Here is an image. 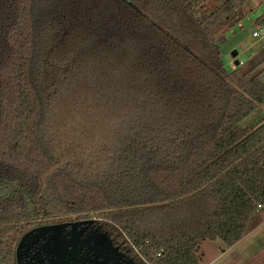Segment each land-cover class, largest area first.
<instances>
[{"label": "trees", "instance_id": "16d2710c", "mask_svg": "<svg viewBox=\"0 0 264 264\" xmlns=\"http://www.w3.org/2000/svg\"><path fill=\"white\" fill-rule=\"evenodd\" d=\"M0 0V264L53 217H96L140 264H204L264 206V46L248 0ZM264 25V14L257 19ZM179 41L184 42V47Z\"/></svg>", "mask_w": 264, "mask_h": 264}, {"label": "water", "instance_id": "95a60500", "mask_svg": "<svg viewBox=\"0 0 264 264\" xmlns=\"http://www.w3.org/2000/svg\"><path fill=\"white\" fill-rule=\"evenodd\" d=\"M233 57L236 66L242 62L238 51ZM95 222L93 216L29 230L17 246V264H140L116 243L107 228L101 224L93 227Z\"/></svg>", "mask_w": 264, "mask_h": 264}, {"label": "rangeland", "instance_id": "374dc122", "mask_svg": "<svg viewBox=\"0 0 264 264\" xmlns=\"http://www.w3.org/2000/svg\"><path fill=\"white\" fill-rule=\"evenodd\" d=\"M221 0H207L205 11L211 12ZM264 14V0H248L238 10V20L218 37V43L225 51V60L234 67L233 52L238 51L242 61L250 58L259 48L264 46L263 37H254L253 32L259 30L261 24L257 19ZM264 121V104L241 122V126L255 128ZM227 245L221 241L206 240L202 244L204 264H239L233 252H226Z\"/></svg>", "mask_w": 264, "mask_h": 264}, {"label": "crops", "instance_id": "0c3cea01", "mask_svg": "<svg viewBox=\"0 0 264 264\" xmlns=\"http://www.w3.org/2000/svg\"><path fill=\"white\" fill-rule=\"evenodd\" d=\"M262 79L264 80V74ZM233 251L239 264H264V206L252 216L245 236L222 253L224 255L226 252Z\"/></svg>", "mask_w": 264, "mask_h": 264}, {"label": "flooded vegetation", "instance_id": "af4514ba", "mask_svg": "<svg viewBox=\"0 0 264 264\" xmlns=\"http://www.w3.org/2000/svg\"><path fill=\"white\" fill-rule=\"evenodd\" d=\"M72 216H73V215H72ZM91 218H93V217H91V216H90V217H81V216H79V215H78L77 218H74V217H67V216L53 217V218H50L49 221L46 220L45 222L40 223V224L36 225L35 227H38V226H40V225H49V224H56V223L70 222V221H75V220L91 219ZM98 224H101L103 229L106 228V227L101 223V221H100L98 218H96V222H95L94 225H92V226H93V227H96V226H98ZM35 227H33V228H35ZM33 228H31V229H33ZM31 229H30V230H31ZM27 232H28V231H27ZM111 236H112V233H111ZM112 237H113V236H112Z\"/></svg>", "mask_w": 264, "mask_h": 264}, {"label": "built area", "instance_id": "2783aa9c", "mask_svg": "<svg viewBox=\"0 0 264 264\" xmlns=\"http://www.w3.org/2000/svg\"><path fill=\"white\" fill-rule=\"evenodd\" d=\"M253 36L254 37H263L264 38V25H262L259 30H255L253 32Z\"/></svg>", "mask_w": 264, "mask_h": 264}]
</instances>
